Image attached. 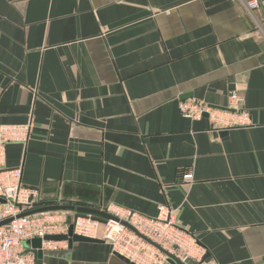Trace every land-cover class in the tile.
<instances>
[{"label": "crops", "instance_id": "1", "mask_svg": "<svg viewBox=\"0 0 264 264\" xmlns=\"http://www.w3.org/2000/svg\"><path fill=\"white\" fill-rule=\"evenodd\" d=\"M243 1L0 0V125L32 124L5 168L46 207L169 206L207 259L264 264V0ZM233 91L247 126L178 111ZM35 264L126 263L101 241Z\"/></svg>", "mask_w": 264, "mask_h": 264}, {"label": "built area", "instance_id": "2", "mask_svg": "<svg viewBox=\"0 0 264 264\" xmlns=\"http://www.w3.org/2000/svg\"><path fill=\"white\" fill-rule=\"evenodd\" d=\"M251 13L260 8V0L243 1ZM243 98L236 92L229 93L225 108H217L199 100H184L178 103L180 115L188 120L206 118L217 132L247 126L248 115L242 109ZM32 124L25 126L0 125V264H35L33 253L25 247L26 242L40 240V251H56L69 248V232L88 239L107 243L112 254H117L133 264H169L170 257L181 263L216 264L205 259V251L196 238L183 231L177 224L175 211L169 206H158L155 218L121 208H106L101 211L115 220H98L91 215L75 218L66 211H43L32 215L29 212L45 208L41 191L22 184V168H5V149L10 143L25 145ZM185 184L192 176L182 177ZM73 205V204H57ZM128 224L131 229L123 226ZM106 223L111 229L103 236H94L91 227ZM66 237L62 241H47L46 237Z\"/></svg>", "mask_w": 264, "mask_h": 264}, {"label": "water", "instance_id": "3", "mask_svg": "<svg viewBox=\"0 0 264 264\" xmlns=\"http://www.w3.org/2000/svg\"><path fill=\"white\" fill-rule=\"evenodd\" d=\"M43 211H66V212H72L75 214V218L76 217H80V216H85V215H91L93 217H95V219H98L100 221L102 220H115L118 221L117 219L113 218L112 216L106 214L105 212L96 209V208H91V207H84V206H78V205H61V206H51V207H45V208H41L38 209L36 211L33 212H29L25 215H32L38 212H43ZM9 223V221H6L1 225H5ZM121 224L129 229H131V227L124 223L121 222ZM69 236L70 238L68 239V243H69V247L72 246L73 243H101V241L99 240H93V239H88V238H84V237H80V236H76L72 234V228L70 229L69 232ZM45 240L47 241H62V240H66V237L63 236H57V237H46ZM40 240H32L31 242H26L25 243V247L28 248L34 255V258L40 257L42 255V252L39 250L40 249ZM115 256H117V258H119L121 261H123L126 264H133L130 263L128 260H126L125 258L115 254ZM205 259H207L205 257ZM169 264H192L189 261H186L185 263H181L178 260L170 257L169 259Z\"/></svg>", "mask_w": 264, "mask_h": 264}, {"label": "rangeland", "instance_id": "4", "mask_svg": "<svg viewBox=\"0 0 264 264\" xmlns=\"http://www.w3.org/2000/svg\"><path fill=\"white\" fill-rule=\"evenodd\" d=\"M91 229H95L93 232L94 236H103V234L106 235L111 228L106 223H100L94 224Z\"/></svg>", "mask_w": 264, "mask_h": 264}]
</instances>
